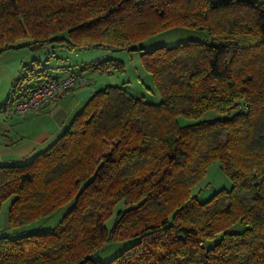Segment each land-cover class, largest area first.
<instances>
[{
  "label": "trees",
  "instance_id": "16d2710c",
  "mask_svg": "<svg viewBox=\"0 0 264 264\" xmlns=\"http://www.w3.org/2000/svg\"><path fill=\"white\" fill-rule=\"evenodd\" d=\"M174 27L211 41L141 52L159 102L107 85L47 148L0 166L10 227L71 203L51 229L1 233L0 264H264V0H0V55L134 50ZM55 67L25 62L0 111ZM80 70L112 74L124 64L96 59ZM210 110L225 116L199 119ZM215 160L231 187L200 201L191 188ZM124 239L134 241L105 261L93 257Z\"/></svg>",
  "mask_w": 264,
  "mask_h": 264
},
{
  "label": "crops",
  "instance_id": "0c3cea01",
  "mask_svg": "<svg viewBox=\"0 0 264 264\" xmlns=\"http://www.w3.org/2000/svg\"><path fill=\"white\" fill-rule=\"evenodd\" d=\"M25 50H20L22 55H19L18 50H8L0 55V106L12 92V82L22 69V65L34 56H38L40 60L46 59L53 67L56 66L50 74L55 73L57 74L55 76H59L65 71L77 72L85 81L39 111L11 117H5L0 113V166L23 163L47 148L64 131L70 119L94 91L113 85L106 82L108 76H104L105 74L89 70L81 72L82 66L93 61L95 50L91 48H83L80 51L75 49L71 51L72 57L67 48L57 47L55 51L51 50L54 51L51 55H47V51ZM71 65L77 68L71 69ZM9 206L10 203L0 208V234L4 232L12 234L15 228H19L9 226Z\"/></svg>",
  "mask_w": 264,
  "mask_h": 264
},
{
  "label": "rangeland",
  "instance_id": "374dc122",
  "mask_svg": "<svg viewBox=\"0 0 264 264\" xmlns=\"http://www.w3.org/2000/svg\"><path fill=\"white\" fill-rule=\"evenodd\" d=\"M59 36L64 37L66 36V33L61 32ZM186 40H198L205 42V41H211V38L209 33L204 30L193 29L190 27H174L156 32L155 34L144 38L136 45V49L134 50L117 49L113 47L110 48L86 47V48H91L95 50L93 60L113 58L123 62L124 64L123 72H119V73L114 72L112 74L105 73L104 76H108L109 78L106 79L107 83L123 86V88L126 91L134 94L137 97H143L144 100L151 101L153 103V102H159L161 99V95L157 90V88L154 86L150 73L145 68L144 61L141 57V52L148 51L156 46H161V45L172 46L180 41H186ZM25 52L28 51L25 50ZM18 53L19 55H22V51H20V49H18ZM68 53L72 57L73 52L69 50ZM73 67L77 68L74 65L70 66L71 69H73ZM64 73H67V71H65ZM52 74L54 75L52 77H56L55 75H57L55 73ZM63 74L57 77H60ZM223 116L225 115L216 113L214 110H210L207 111L204 115H202L199 119L211 120L214 117H223ZM193 121L195 120L178 116V122L181 125L191 123ZM230 187H231V181L229 177L220 169L219 161L215 160L207 166L204 177L191 188V193L192 195H195L200 201H203L208 199L218 189L221 188L229 189ZM11 200L12 198L6 199V201L3 202L2 207L3 206L6 207V205L10 203ZM70 205L71 203L69 202L66 205L58 208L55 212H53L49 216L39 218L38 220H35L34 223L25 224L19 226V228H15L12 234H10V236H16V235H21L22 233L37 232V231L53 228L57 224V222L61 219V217L66 213V211L71 207ZM122 208H123L122 203H118L115 206L114 214L105 223L107 229H110L114 222L115 212ZM233 228L235 230H240L238 224H235ZM4 234L8 235V232L7 233L4 232ZM133 241L134 239H124L119 242H111L108 245H106L104 248L99 250L95 255H93V257L100 261H105L109 259L112 255L121 251L127 245L131 244Z\"/></svg>",
  "mask_w": 264,
  "mask_h": 264
},
{
  "label": "built area",
  "instance_id": "2783aa9c",
  "mask_svg": "<svg viewBox=\"0 0 264 264\" xmlns=\"http://www.w3.org/2000/svg\"><path fill=\"white\" fill-rule=\"evenodd\" d=\"M84 81V78L75 72H67L60 77L48 76L30 88L25 96L6 101L0 113L11 117L39 111L64 96L74 85L83 84Z\"/></svg>",
  "mask_w": 264,
  "mask_h": 264
}]
</instances>
